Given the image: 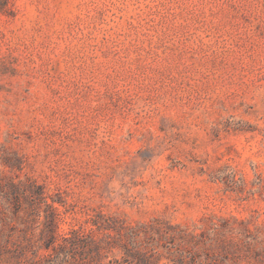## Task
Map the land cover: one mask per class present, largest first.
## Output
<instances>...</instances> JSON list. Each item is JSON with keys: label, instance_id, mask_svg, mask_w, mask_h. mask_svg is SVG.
Returning a JSON list of instances; mask_svg holds the SVG:
<instances>
[{"label": "rangeland", "instance_id": "374dc122", "mask_svg": "<svg viewBox=\"0 0 264 264\" xmlns=\"http://www.w3.org/2000/svg\"><path fill=\"white\" fill-rule=\"evenodd\" d=\"M0 264H264V0H0Z\"/></svg>", "mask_w": 264, "mask_h": 264}]
</instances>
